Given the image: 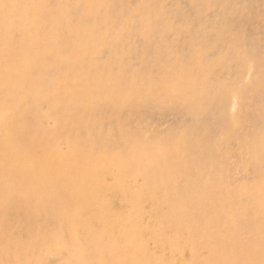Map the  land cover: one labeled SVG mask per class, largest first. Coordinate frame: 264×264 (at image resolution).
Segmentation results:
<instances>
[{
    "label": "rangeland",
    "instance_id": "1",
    "mask_svg": "<svg viewBox=\"0 0 264 264\" xmlns=\"http://www.w3.org/2000/svg\"><path fill=\"white\" fill-rule=\"evenodd\" d=\"M45 1L40 5H45ZM65 1L48 0L49 20L41 26L44 28L39 41L49 46L48 54L53 52L49 59L46 56L38 60L40 66L47 59L48 63L51 61V65L47 63V76L37 74L46 86L44 93L53 91L58 96L61 86L70 89L73 77L84 71H91L89 87L95 89V74L90 68L93 65L97 72L110 73L107 75H112L120 87L108 85L109 92L106 89L104 95L109 104L98 99L93 109H77L70 127L58 137L57 149L66 152L68 137L76 142L81 153L79 168L91 160L106 165L117 156L132 160L140 151L159 146L168 151L165 159L156 161L157 166L151 168L148 176L139 173L141 167L134 164L140 177L123 180L122 193L128 196L127 200L111 195L115 181L106 176L105 190L111 196L116 220L111 232L103 235L98 232L102 225L94 220L89 233H84L91 236L90 243L79 239L70 228V217H80L83 211L78 198H52L47 206L37 203L34 207L27 198H14L0 181V263L12 258L8 260L12 264H84L83 256H89V264H119L129 259L128 243L120 233L129 220L141 230L142 243H137L142 244L143 250L139 253L152 264H264V142L246 139L250 133L264 130L260 104L264 101V0ZM87 6L90 7L84 15ZM75 12L83 15L77 23L84 18L80 29L71 23L70 16ZM52 18L56 22L61 19L64 35ZM109 20L115 24L111 29L98 27ZM50 24L54 26L51 28ZM15 27L11 30L15 31L12 35L16 44L25 43L22 46L31 51L24 28ZM83 27H94L97 33L92 35L91 29L85 32ZM199 27L204 34L199 33ZM69 29H74L77 36ZM48 30L55 34L46 36L50 35ZM78 39L89 42L88 47L99 46L97 56L89 50L83 55L73 53L72 41ZM57 54H65V59H55ZM191 73L198 82L197 100L194 103L189 99L184 104L179 100L188 98V93L179 96V85L193 79ZM132 83L142 92L138 96L128 94L123 101L120 94ZM240 91L243 98L235 95ZM36 108L33 128L30 124L20 128L23 152L39 146V138L32 136L35 131L42 142L52 141L45 132L48 123L44 107L41 104ZM241 114L244 116L240 124H235L231 117ZM79 168L75 166L66 173L67 189L80 180ZM200 199L202 207L198 206ZM83 212V222L93 218L90 210ZM164 213L169 214V220L161 218ZM183 221L196 227L194 238L187 237ZM57 245L62 246L56 248Z\"/></svg>",
    "mask_w": 264,
    "mask_h": 264
},
{
    "label": "bare ground",
    "instance_id": "2",
    "mask_svg": "<svg viewBox=\"0 0 264 264\" xmlns=\"http://www.w3.org/2000/svg\"><path fill=\"white\" fill-rule=\"evenodd\" d=\"M41 1L43 2V0H39V1H36V0H0V33H1L0 34V167L2 169L0 171L1 172L0 181H4L5 186L10 189V192L14 196V198L15 197L27 198L26 200L27 201L31 200L30 202H32V203H30V204H32L31 206H34V207H35V204H37V203L41 207L47 206L48 202L51 201L52 198H71V199L72 198H78L79 203L82 205V208H83L82 210L83 211L90 210L93 214V218L90 219V221L87 220V221L83 222L81 220V217H82L84 212L82 211L81 215L79 214L80 217H76V216L70 217V220H71L70 228L73 229L74 234L77 235L79 237V239L86 240V241H84L85 243H90L91 236H89V235L86 236V235H84V233H89V228H90V226L93 227V221L94 220L102 225V230L98 231L102 235L106 234V233L109 234L111 232L112 227L114 226V222L116 220V214L110 205V203L112 202V201H110L111 196L109 194H106V190H105L106 186L104 184V182H105L104 180H105L106 176H112L114 178V181H115V184L112 188L111 195L116 196L118 198H124L123 200H127L128 196L122 193V182L126 178H132V177L136 178L138 176V175H136L134 164H138V166L141 167V171H139V173L142 172L144 177L148 176L151 168H154L157 166L156 161L159 158H161V159L166 158L165 156H166V153L168 150L165 149L164 146L154 147L153 149H144V150L140 151V153L137 154V156H135L132 160L124 159L122 157L117 156V157L113 158L112 160H110L109 163H107L106 165H104L99 160H91L90 163H85V166L79 168L78 165H80V159H78V156L81 153L79 150V145L76 144V142H73V140L70 137H68L69 143L67 145L66 152L61 153L57 149L58 137L62 136L64 134L63 132H65L68 127H70V125L72 123L73 116H74L73 115L74 112L80 108H86L89 110L93 109L92 108L94 106L93 104L98 99H103L105 102V105L109 104L107 97H105L104 93L107 92L108 85L119 86V83H118V85H116V81L114 80V77H112V75H107L110 73L106 74V73L100 72V71L97 72L96 71L97 68L95 69V66L93 65L90 68H92V70L94 71V74H95L93 76L94 82H95V89L93 87H89V84H90L89 82L91 80V78H90L91 76L89 77V74L91 73V71L90 72L84 71L82 74L76 75L73 77L74 85L70 89H64V87L61 86L58 89V92H59L58 96L54 95L53 91L44 93L43 89L46 86L43 87L42 83L40 82V80L37 77V74L40 72L41 75L47 76V71H49V68L51 65L50 60H49L50 63H48V59H49L48 55H51L53 52L51 54H48L49 53L48 50L50 49L49 46H47L43 42L39 41V39L41 38L40 37L41 30L44 28V27L41 28V26H43L42 22L46 23L49 20V19L47 20V18H48L47 12L49 13L50 10L49 11H47V10H48V7H51V6H48V4H49L48 0L45 1V5L43 4L44 6L42 4L40 5ZM74 2L76 5V1H74ZM57 6H59V5L57 4ZM63 6H62V8H63ZM72 6H74V5H72ZM88 7H90V6H87L86 12L84 11V13H83L84 15L86 13H88L87 12ZM148 7H149V5H148ZM11 8H12V11H8V9L10 10ZM58 8L57 9L55 8V9L58 10ZM82 9H83V7H82ZM83 10H85V9H83ZM145 10L147 12V8ZM52 11H53V9H52ZM58 11H60V10H58ZM23 13H25V15H23ZM61 13H62V11H61ZM58 14H60V12ZM64 14H65V12H64ZM74 14L75 15H73L72 17L70 16V18L72 19V20L70 19L72 21L71 22L72 25L75 27L78 25L77 27H79L82 25L81 24L82 21L84 24V18H82V21L80 19L81 22L77 23V21L79 20V17L83 16V15L81 16L82 13L81 12L80 13L75 12ZM132 14L130 16H132ZM24 16H25V18H24ZM59 16L62 17L63 15L60 14ZM90 17H93V16H89L88 18H90ZM49 18H51V17H49ZM64 18L66 19V16H64ZM130 18H132V17H130ZM86 19L87 18H85V20ZM148 19H149V16H148ZM149 20H151V19H149ZM52 21H55V23H58V28L61 27L60 26L61 19L59 22H56L57 20H54V19ZM52 21L50 22L51 24H52ZM108 22L110 24H108ZM108 22H106L105 24H99L98 27H100V25H101V28L104 30V28L111 29L115 25L111 20H109ZM121 22H120V24H121ZM66 23H68V22H66ZM14 24L18 27V30H19V27L24 28L25 33L29 37L27 39L30 41V47L29 48L31 49V51L28 50L27 48L25 49V47H24L25 43H22L24 46H22V44H21V46L20 45L18 46L16 44L17 39H15L13 36V35H15V33H14L15 31L12 32V30H11V28L13 26H15ZM51 24H50V27L52 28V26H54V25L51 26ZM62 24H63V22H62ZM47 25H46V27H47ZM97 25H98V23H97ZM97 25H96V27H97ZM141 25L142 24L140 23V26ZM90 26H92V24ZM147 26H148V24H147ZM17 27H15V28H17ZM50 27H49V30H50ZM66 27H68V26H66ZM98 27L96 29L93 27L92 29L89 28L86 30L84 27L83 28H84L85 32L87 30L89 31L91 29L90 31H92L91 33L93 35V32L95 30H97ZM61 28H62V30L61 29L60 30L62 33L64 27H61ZM69 28L71 29V27H69ZM74 29L76 30V28H74ZM74 29H73V31H74ZM78 29H80V27ZM120 29H122V28L120 27ZM18 30H17V32H18ZM55 30H56V32H58L57 28ZM69 30H68V32H69ZM197 30L199 31L200 34L201 33L204 34V32H205V31H202V29L200 27ZM73 31H71V32H73ZM120 31H122V30H120ZM128 31H129V29H128ZM21 32H23V31H21ZM42 32H43V30H42ZM68 32H67V34H68ZM71 32H70V35H72ZM49 33H50V31H49ZM91 33L89 32L88 34L90 35ZM95 33H97V31H95ZM105 33L107 34V31ZM53 34H55V33L53 31H51L50 35H46V36H52ZM62 34L64 35V33H62ZM98 34H97V36H98ZM89 35H87V37ZM72 36H70V37H72ZM104 36H102V37H104ZM56 37H54V38L59 40L58 38L60 36L57 35ZM85 37H83V38L85 39ZM72 39H73V37H72ZM84 39H78L76 41H72L73 42L72 44L74 46L72 52L77 54V55H83V54H85V52L87 50H89V52H92L93 56L96 57L97 55L95 53L98 51L99 46L96 47L97 45H95V48H92V45H91V47H88L89 42L87 43L86 41H84ZM92 39H95V36H94V38L92 37ZM28 40L26 41V43L28 42ZM65 41H66V43L68 42L67 40H65ZM19 42H20V40H19ZM46 42H48L47 44H49V40H47ZM114 42H116V41H114ZM96 43H97V41H96ZM56 44H58V43H56ZM115 45H117V44H115ZM110 47L112 48V46H110ZM96 48H97V50H96ZM51 50H52V48H51ZM65 51H67V50H65ZM100 52H101V50H99V53ZM99 53H98V55H99ZM66 54H67V52H66ZM64 55L57 54L55 56V59H57V60L59 59L60 61L64 60L65 59ZM46 56H48L47 63L50 65H48L47 63H45V64L43 63L44 65L40 66L39 61H38L39 58H43ZM68 56H66L67 59L70 58V57L68 58ZM51 57H53V56H51ZM85 57L87 58V56H85ZM94 57H92V58H94ZM76 58L77 57H75V59ZM92 58L90 59V61L93 60ZM69 60H71V59H69ZM52 61H53V59H52ZM87 62H89V59H87ZM61 63H63V61ZM53 64H55V63H53ZM64 64L66 65V63H64ZM53 66L54 65H52V67ZM39 67L41 68V70H38ZM96 67H99V65ZM102 71H103V69H102ZM198 74H199V71H198ZM190 75H193V74L191 73ZM190 75H189V77H190ZM189 77L187 79H189ZM194 78H195V76L193 75V79L190 78L189 80H187V83L179 85V88H180L179 93L180 94L181 93L183 94L184 92L188 93V96H187L188 98L183 99V100L182 99L179 100L180 102H182L184 104L189 102V99L191 102H194V103L197 100V96L195 93V86L198 82ZM118 81H119V79H118ZM195 82H196V84H195ZM133 83H132V85L128 86V88L126 90L121 92L122 95L120 94V96L121 97L123 96V101L126 100V98H127L126 95H128V94H133V95L138 96V94H140L142 92L141 91L139 93L138 89H137V87H139V86H137V87L133 86ZM108 88H110V87H108ZM115 88H114V90L117 91V88L116 89ZM191 88H193V89H191ZM36 89H38V91H36ZM141 89H142V87H141ZM190 90H191V92L189 94ZM118 91H120V90H118ZM108 92H109V90H108ZM110 93H112V92L110 91ZM174 93H175V95L177 94V92H174ZM242 93H243V91H240V92H237L235 95L239 98L240 97L243 98ZM180 94H179V96H182V97L184 96V95H182V94L180 95ZM120 96H119V98H120ZM143 97H144V95L140 96L139 99H141ZM134 99H136V96ZM15 100H18L19 103L15 104V102H14ZM118 101H120V100H118ZM96 102H95V104H97ZM119 103H121V101ZM41 104L44 107L43 110H45L44 113L46 114V121L48 123V125L46 127L47 131H45V132H46L48 137H52V141H51V143H48V144L45 142H42L43 139L40 138V134L38 132H37L38 134H36L35 133L36 131H35L32 133V136L35 139L39 138V141H38L39 146L37 148H35V146H34L29 151L23 152L21 150L22 135L20 132V128L23 127L25 124H30L31 127L33 128V125L31 123V121H34L33 112H34V109H37L36 106L41 105ZM110 104H112V103H110ZM260 104L262 105L263 112H264V101L261 102ZM38 112H41V114H42V111H38ZM239 113H241V112H239ZM43 116L44 115H42V117ZM243 116L244 115H242V114L238 115V116H232L231 120L233 122H235V124H240ZM35 129H36V127H35ZM246 139H249V140H252L255 142L258 139H263L261 141L264 142V130L252 132L246 137ZM71 140H72V143H71ZM47 149H49V154L47 153ZM201 151H204V148H201ZM222 162H223V160L220 163H222ZM75 166L77 168H79L80 171L82 172L81 178L73 186V188L71 187V188L67 189L68 185H67V182L65 179L66 173H68L69 171L74 169ZM215 170L217 171V169H215ZM212 171H213V169H212ZM210 175H211V173H210ZM138 177H140V174ZM175 182H174V184H175ZM203 186H205V184ZM172 187H174V186H172ZM149 189L152 191L151 187H149ZM171 191H172V188H171ZM200 192H202V191H200ZM0 196L2 197V195H0ZM165 198H169V197H165ZM189 201H191V200H189ZM24 202H25V200H24ZM157 204L159 206H162L163 203L157 202ZM202 204L203 203L201 200L198 206L200 207ZM199 207H197V208H199ZM180 209L184 210L182 206L180 207ZM42 210H40V211H42ZM226 210H225V213H226ZM73 211H74V209H73ZM161 218H165V219L169 220V214H166V213L161 214ZM224 221L226 222V220H224ZM126 222H128V224L124 225V227L121 229L120 233H121V237L123 238V241H126V243H128L126 245V248H127V250H129V252H128L129 259L128 260L123 259L119 264H152V262L149 263L148 260H146L143 257V255L139 253L140 251L143 250L142 244L137 243V241L142 243V241L139 239V236L141 234V230L138 227H136L135 225H131V222L129 220H127ZM187 222H189V221H187ZM187 222L183 221L182 226L185 229L187 237L189 239H192L195 237V235H196L195 233L197 232V230H196V227L194 228V227L188 225ZM79 233H80V235H78ZM202 239H203V237H202ZM58 243H60V241H58L57 243L55 242V245ZM61 246L62 245H57L56 248H60ZM17 256L19 258L18 253H17ZM11 259L12 258H10L8 260L10 261ZM118 259H120V258H118ZM8 260H7V263H4V264H12ZM90 261H91V258L89 256H83L82 262L84 264H89ZM78 262H81V261H78Z\"/></svg>",
    "mask_w": 264,
    "mask_h": 264
}]
</instances>
